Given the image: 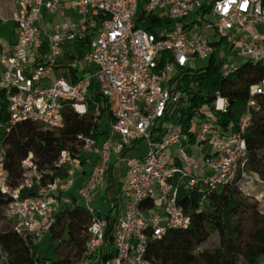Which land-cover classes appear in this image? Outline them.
<instances>
[{
    "label": "built area",
    "instance_id": "obj_1",
    "mask_svg": "<svg viewBox=\"0 0 264 264\" xmlns=\"http://www.w3.org/2000/svg\"><path fill=\"white\" fill-rule=\"evenodd\" d=\"M66 7L73 16L50 30L41 28L44 8L56 14ZM141 9L143 22L154 14L163 25L155 32L138 26ZM9 22L17 33L10 48L0 32V94L7 99L9 124L29 120L63 128L66 109L87 113L93 78L115 116L103 144L80 134L81 158L62 151L57 166L67 168V179L41 185L45 170L38 169L30 154L23 161V181L12 187L0 155L1 190L10 198L5 217L17 232L46 235L83 162L94 163L89 183L77 195L92 214L87 251L78 264H152L146 256L149 242L191 222L178 202L181 186L198 188L206 197L228 184L247 190L264 185L248 167L245 138L253 109H259L257 98L264 95V79L251 87L238 125L233 120L223 125L229 101L217 91L214 103L203 105L193 118V139L180 123L181 94L170 84L179 68L190 69L198 57L221 61L225 74L245 60L264 64V0H18L10 18L0 7V26ZM87 39L84 60L93 72L74 82L55 78L65 46ZM140 141L145 142V153L127 162L121 214L111 241L106 218L93 201L105 186L111 160H123L126 148ZM195 146L203 156L194 155L190 148ZM37 184V195L21 196L22 189Z\"/></svg>",
    "mask_w": 264,
    "mask_h": 264
},
{
    "label": "trees",
    "instance_id": "obj_2",
    "mask_svg": "<svg viewBox=\"0 0 264 264\" xmlns=\"http://www.w3.org/2000/svg\"><path fill=\"white\" fill-rule=\"evenodd\" d=\"M144 16L141 9L136 24L146 30L155 32L163 25V20L154 14H149L147 22L142 21ZM69 72L74 74L75 69L62 67L58 76L68 80ZM262 79L264 64L248 60L230 74L224 73L221 61H210L208 67L197 71L179 68L170 84L174 85L173 91L181 94L178 111L185 132L194 138L192 120L203 105L214 103L217 91L229 101L228 112L221 116L223 125L229 120L238 125L246 111L251 87ZM257 101L259 109H253L245 138L248 167L264 179V95H259ZM10 117L6 96L1 93L0 155L7 183L12 187L23 181V161L30 154L38 169L45 170L41 185L55 178L67 179V168L57 166L62 151L70 150L73 156L81 158L78 135H90L98 141L102 119H107V130L109 122L115 119L112 103L102 95L95 78L91 81L87 113L81 115L66 109L65 126L61 129L29 120L11 125ZM121 167L122 162L117 163L115 159L109 163L103 193L93 202L106 218V237L111 241L124 198ZM39 188V184L24 188L21 196L37 195ZM249 191L241 185L228 184L203 197L198 188L187 190L181 186L178 202L190 215L191 222L187 228L170 230L150 241L147 258L152 264H260L264 258V210L253 201ZM9 201L0 185V209ZM54 216L55 222L46 234L49 244L45 250L41 249L40 237L35 234L19 233L12 226L0 229V264H78L87 251L92 214L74 194L60 202ZM215 234L218 246L201 249Z\"/></svg>",
    "mask_w": 264,
    "mask_h": 264
},
{
    "label": "crops",
    "instance_id": "obj_3",
    "mask_svg": "<svg viewBox=\"0 0 264 264\" xmlns=\"http://www.w3.org/2000/svg\"><path fill=\"white\" fill-rule=\"evenodd\" d=\"M11 1H14V4L10 5V7H9L10 12L12 13V11L15 10L17 7V1L18 0H11ZM0 7H1V9H4V10H6V8H7L6 5L1 3V1H0ZM1 14H2V11H1ZM70 16H73V11L68 7H66L64 9V12H59L56 14H50L46 11V14L45 13L42 14V18L39 21V25L41 26L42 29L50 30L53 27V25L62 22L66 17H70ZM10 23L11 22H9L7 25L0 26V32L3 36V38L6 35L7 39H8L7 40L8 44L5 43L7 48H10L13 45V43L16 41V37H17L15 26L13 24V29L9 28ZM88 47H89V42H87V41L69 42L67 44V46H65L64 53L61 55V57L59 59V64H58V66L55 70V73H54L55 78H59L58 71H60V69L62 67H68V66L75 69L74 74H72L70 72L68 73V76L70 77L68 79L69 81H71V80L76 81L80 77H83V76L88 75L91 72H93L94 67L88 65L87 62L84 60V56L88 50ZM110 123H111V121L108 124V130H107L106 134L102 135V132H101V137L98 140L99 145L103 144L105 141H107L110 138V135H111ZM133 145L129 146V147L133 148L136 144L134 146ZM128 148L121 155L123 157V160L118 161L116 158H113V159H115L117 161V163L122 162V164H123L124 157H125L127 151L129 150ZM190 149L194 152V148L193 149L190 148ZM199 155H201V154H199ZM140 156H142V155H140ZM140 156H138V157H140ZM93 165H94V163L84 162L83 168L76 173L74 187L66 193V199L65 200H67L68 198H70L74 194L78 195V190L81 187H83L89 183V181H90L89 177H90ZM126 172H127V163H125L124 175L121 178V180L123 182V187H124V179L126 177ZM102 193H103V189H100L97 191L96 196H95L96 200L101 197ZM78 198H79V196H78ZM95 198H94V201H95Z\"/></svg>",
    "mask_w": 264,
    "mask_h": 264
},
{
    "label": "rangeland",
    "instance_id": "obj_4",
    "mask_svg": "<svg viewBox=\"0 0 264 264\" xmlns=\"http://www.w3.org/2000/svg\"><path fill=\"white\" fill-rule=\"evenodd\" d=\"M2 4L6 5V10L1 9L2 15L6 18L11 17V12H10V5L14 4V1L11 0H0ZM43 13L46 14V9H43ZM13 29V23H10V27ZM260 29L263 30V28L260 26ZM7 36H4V42L8 44L7 42ZM210 64V59L209 58H196L195 63L190 66L191 70L197 71L200 69H204L208 67ZM100 130L102 132V135H104L107 132V119L103 118L101 123H100ZM212 147L209 146L207 147L206 151L207 153L211 152ZM145 153V142L140 141L138 142L133 148L129 149L124 157V162L121 167V175H124V169H125V163L128 161H133L135 158H137L140 155H143ZM201 154L202 156L204 155V152L199 150L196 146L194 148V155L198 156ZM202 173V172H201ZM250 191L247 192L250 194L252 197L253 201H257L260 205V207L264 210V185H259V186H254L253 188L249 189ZM12 223L9 219L5 217V208L0 209V229H6L8 227H11ZM219 243L218 236L215 234L213 235L210 240L201 247V249H206V248H213L217 247ZM39 244L41 249L45 250L48 247L49 241L48 237L46 235L42 236L39 238ZM77 264V263H76Z\"/></svg>",
    "mask_w": 264,
    "mask_h": 264
}]
</instances>
